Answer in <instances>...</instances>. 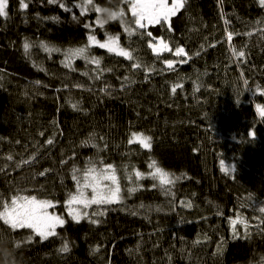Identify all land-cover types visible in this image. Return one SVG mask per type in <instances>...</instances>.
<instances>
[{"label":"trees","instance_id":"1","mask_svg":"<svg viewBox=\"0 0 264 264\" xmlns=\"http://www.w3.org/2000/svg\"><path fill=\"white\" fill-rule=\"evenodd\" d=\"M83 1L25 0L24 9L8 0L0 16V198L51 200L65 220L47 240L0 220V241L23 264H264V6L187 0L170 29H138L126 0H92L81 15ZM96 7L123 19L98 24ZM146 31L173 51L154 53ZM89 34L118 37L132 59L89 44ZM85 46L99 66L74 58L66 67L67 50ZM177 47L187 55L174 56ZM133 132L151 136V149L129 143ZM153 159L179 177L174 185L151 179ZM90 163L116 169L122 202L89 208L98 223H76L65 202L73 170L82 177Z\"/></svg>","mask_w":264,"mask_h":264},{"label":"snow or ice","instance_id":"2","mask_svg":"<svg viewBox=\"0 0 264 264\" xmlns=\"http://www.w3.org/2000/svg\"><path fill=\"white\" fill-rule=\"evenodd\" d=\"M49 3H57L58 0H48ZM129 3L132 16L134 18V23L138 29H147L149 25L155 24H168L170 29V18L175 16L179 9L183 8L187 0H173L171 6L168 4V0H126ZM92 0H85V4H91ZM261 6H264V0H259ZM20 6L24 9L28 7V4L25 3V0H20ZM79 6V5H75ZM8 7V0H0V16L7 17L8 13L6 11ZM60 7L65 11H70L71 9L66 7L64 3H60ZM86 7H81V15L86 11ZM96 12H106L108 9H101L96 7L94 9ZM117 13L110 12V18L116 19ZM120 16L123 15V11L119 13ZM75 19V17H73ZM98 24H103L105 21L103 19H97ZM227 24L228 22L225 21ZM85 27H90V25H85ZM128 30V29H126ZM129 31V35H132V31ZM141 35H147L152 37L151 32H144ZM229 41L232 39V34H228ZM153 40H156L155 37H152V40L148 41V46L153 49L154 53H161L164 51L172 52V48L169 46L163 37L159 38L158 43H153ZM89 44L98 45L100 48H106L109 52H115L119 56H124L127 59L131 60L132 55L127 50L121 48L118 43V37L109 36L107 41L104 43L99 42L96 39L95 35L89 34L88 36ZM47 51H60L59 49H50L47 45H43ZM32 44L25 39L23 48L27 54L30 51ZM87 46L69 49L66 53V62L65 66H70L74 58H83L89 60L87 56ZM235 52V50L233 49ZM237 56H244V52L240 51L235 53ZM173 55L180 57L182 55H187L184 48L177 47L173 52ZM90 63H94L97 66L100 64V60L96 58H91ZM185 62V61H180ZM169 69H173L174 61L171 59L165 60ZM133 67L139 68L140 64L136 63L132 65ZM87 75V73H85ZM39 83V81H37ZM246 83V81H245ZM179 85H174L172 87V92L176 91V88ZM74 109L77 108L76 104H72ZM262 117H264V110L260 111ZM139 142L144 148L151 149L152 147V137L146 136L143 133H132V138L129 140V143ZM48 144H52V140L47 141ZM11 159V157H9ZM102 163V162H101ZM148 167L153 169L149 174L151 179L154 181H159L160 185H174L175 180H178L179 177L175 179L172 178L171 174L165 171L162 167L157 166V161L152 160L149 163ZM223 167V165H222ZM78 170H73V179L77 183V189L75 193H69V198L65 202V206L68 209V214L72 219L79 223L82 219H89L90 223H98V220L89 218V214L86 211L88 208H91L92 205H111L114 203L122 202V197L120 195L121 188L119 180L116 176V169L112 165L107 167L98 168L95 164L90 163L83 171L82 177H78L76 172ZM232 171H235L233 166ZM43 175V173H41ZM137 179H143L144 173L137 171L135 173ZM127 179L131 180L132 176H128ZM155 187V185H153ZM90 189V194L88 190ZM137 189L135 187L129 188L128 192H135ZM166 193L169 192V189H165ZM181 203H184L183 201ZM53 201L48 199H37L35 195H16L11 198L10 202H3L0 198V220L15 230L18 228H28L32 232L39 236L42 240H47L49 237L57 236L56 229L62 227L65 223L63 217L56 215L55 212H50V208H55ZM187 207H192L191 202L186 204ZM143 207V205H141ZM261 212H264V208L260 209ZM102 212H93V216L102 215ZM135 214V213H133ZM236 223H243V219L233 220L231 224L234 226ZM235 231V229H233ZM32 237H29L31 240ZM62 253H67L70 251V247L67 241L64 242L63 246L59 249ZM98 251V249H96Z\"/></svg>","mask_w":264,"mask_h":264},{"label":"clouds","instance_id":"3","mask_svg":"<svg viewBox=\"0 0 264 264\" xmlns=\"http://www.w3.org/2000/svg\"><path fill=\"white\" fill-rule=\"evenodd\" d=\"M110 10L105 12V23L110 22ZM0 264H23V261L17 257L15 248L9 249L6 242L0 241Z\"/></svg>","mask_w":264,"mask_h":264},{"label":"rangeland","instance_id":"4","mask_svg":"<svg viewBox=\"0 0 264 264\" xmlns=\"http://www.w3.org/2000/svg\"><path fill=\"white\" fill-rule=\"evenodd\" d=\"M85 1V0H84ZM83 1V2H84ZM172 3H173V1L171 2V4L168 2V4H169V6H171L172 5ZM89 6V4H85V2L84 3H82V4H80L79 6H78V8L79 9H81V7H88ZM102 9V8H101ZM180 10V9H179ZM6 11H7V9H6ZM98 13V12H97ZM99 14V16L101 17L103 14H104V12L102 11V12H99L98 13ZM123 15H124V12H123ZM123 15L122 16H120L119 14L117 15V18L116 19H112L113 21L114 20H121V19H123ZM112 22V21H111ZM106 42V41H105ZM102 43V42H101ZM104 43V42H103ZM119 43V42H118ZM91 45H94V44H91ZM94 46H97V47H99L98 45H94ZM120 46V45H119ZM100 48V47H99ZM101 49H105V50H107L106 48H101ZM88 192H89V194H90V189L88 190ZM118 203H114V205H117ZM111 205H113V204H111ZM111 205H92V206H96L98 209H102V208H107V207H109V206H111ZM89 209V208H88ZM88 209L86 210L87 212H88Z\"/></svg>","mask_w":264,"mask_h":264}]
</instances>
